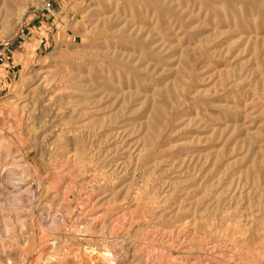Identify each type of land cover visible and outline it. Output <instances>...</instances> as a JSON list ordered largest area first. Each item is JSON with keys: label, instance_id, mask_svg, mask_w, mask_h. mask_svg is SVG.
Listing matches in <instances>:
<instances>
[{"label": "rangeland", "instance_id": "rangeland-1", "mask_svg": "<svg viewBox=\"0 0 264 264\" xmlns=\"http://www.w3.org/2000/svg\"><path fill=\"white\" fill-rule=\"evenodd\" d=\"M106 254L264 264V0H0V264Z\"/></svg>", "mask_w": 264, "mask_h": 264}, {"label": "bare ground", "instance_id": "bare-ground-1", "mask_svg": "<svg viewBox=\"0 0 264 264\" xmlns=\"http://www.w3.org/2000/svg\"><path fill=\"white\" fill-rule=\"evenodd\" d=\"M50 106H52V105H50ZM53 106H54V105H53ZM110 256H111L110 254H106V256H105V257H106V258H109V262L112 264V263H113V261H112V259H110Z\"/></svg>", "mask_w": 264, "mask_h": 264}]
</instances>
